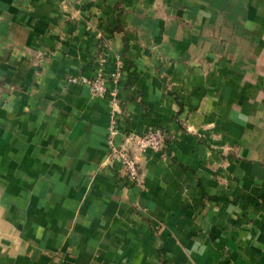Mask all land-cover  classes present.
<instances>
[{"label":"crops","instance_id":"1","mask_svg":"<svg viewBox=\"0 0 264 264\" xmlns=\"http://www.w3.org/2000/svg\"><path fill=\"white\" fill-rule=\"evenodd\" d=\"M0 264H264V0H0Z\"/></svg>","mask_w":264,"mask_h":264},{"label":"built area","instance_id":"2","mask_svg":"<svg viewBox=\"0 0 264 264\" xmlns=\"http://www.w3.org/2000/svg\"><path fill=\"white\" fill-rule=\"evenodd\" d=\"M68 85L88 87L94 97H108L115 109L111 113L106 134L107 155L105 164L118 167L119 177L127 185L141 184L140 161L148 152H160L166 148L168 136L162 129L151 127L142 134L126 130L120 124V110L115 93L109 92L106 81L98 73L90 78L83 76L68 77Z\"/></svg>","mask_w":264,"mask_h":264}]
</instances>
